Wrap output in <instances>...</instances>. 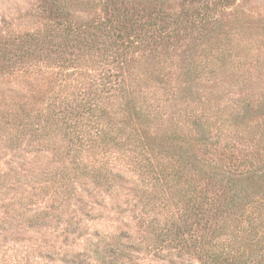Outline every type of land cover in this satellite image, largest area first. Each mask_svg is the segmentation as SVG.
<instances>
[{
    "label": "trees",
    "instance_id": "16d2710c",
    "mask_svg": "<svg viewBox=\"0 0 264 264\" xmlns=\"http://www.w3.org/2000/svg\"><path fill=\"white\" fill-rule=\"evenodd\" d=\"M144 1L106 0L110 14L83 23L61 8V0L46 1L52 16L49 28L0 46V78L11 77L14 71L8 70L16 63L40 59L77 71L78 86L72 87L80 94L59 95V83L66 81L55 71L41 77L42 83L30 82L25 91L0 88L2 142L14 152L29 147L31 153L51 154L52 168L38 176L45 178L44 184H61L64 195L56 197L61 194L68 202L90 186L111 188L122 177L112 168L116 160L127 161L136 172L158 170L162 215L158 224L148 226L170 260L176 252L178 258L198 264H264V251L259 257L249 252L264 250V231L254 234L245 218V206L256 191L264 200V167H226L189 154L190 133L200 124L187 118L182 126L189 133L178 124L160 130V116L145 97L158 91L166 75L162 71L155 76L149 67L158 65V54L175 69L171 80L181 78L177 86L221 60L220 43L229 34L223 13L232 10L236 0H179L172 7L162 0ZM171 165L180 170L174 179L167 173ZM183 186L188 189L178 199L175 188ZM95 252L100 264H108Z\"/></svg>",
    "mask_w": 264,
    "mask_h": 264
},
{
    "label": "rangeland",
    "instance_id": "374dc122",
    "mask_svg": "<svg viewBox=\"0 0 264 264\" xmlns=\"http://www.w3.org/2000/svg\"><path fill=\"white\" fill-rule=\"evenodd\" d=\"M46 1L0 0V46L49 28L52 16ZM105 1L61 0V8L69 9L71 17L81 23L99 21L110 14L104 8ZM162 1L172 7L179 0ZM225 15L229 34L220 41L224 49L221 60L193 74L192 82L177 86L181 78L171 80L176 77L175 69L170 60L158 54V65L152 63L149 67L155 76L162 71L166 75L160 76L163 82L158 91L152 90L145 97L160 116V130L178 124L182 132L189 133L182 126L187 118L200 124L199 130L190 133L189 154L196 153L205 162L212 160L226 167L244 163L246 168L251 163L264 167V0H236L232 10L224 11V18ZM53 63L40 59L16 63L8 70L14 71L11 77L0 78V88L25 91L30 82H38L55 71L66 81L59 83V95L79 96L72 87L78 86L74 76L77 71L58 69ZM2 140L0 137V264H100L95 256L97 250L101 252L100 259H106L108 264H198L185 256L178 258L176 252L171 253L174 257L170 260V254L162 251L157 234L148 226L152 221L158 224V214L162 215L157 200L158 170L136 172L127 161L116 160L112 168L122 177L111 188L90 186L88 193L72 194L68 202L61 184H44L45 178L38 176L52 168L51 154L31 153L29 147L14 152ZM92 160L87 161L88 165ZM171 167L167 173L174 179L180 170ZM186 189L187 186L176 187V197L179 199ZM58 193L63 195L56 197ZM255 193L254 201L248 199L249 205L245 206L246 224L254 234L264 231V200ZM175 204L176 200H172V206ZM261 243L264 245V240ZM263 251L249 248L253 257Z\"/></svg>",
    "mask_w": 264,
    "mask_h": 264
}]
</instances>
